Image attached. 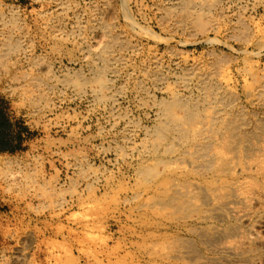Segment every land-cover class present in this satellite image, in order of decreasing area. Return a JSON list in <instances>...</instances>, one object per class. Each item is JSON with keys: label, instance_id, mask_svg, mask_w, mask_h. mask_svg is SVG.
Segmentation results:
<instances>
[{"label": "rangeland", "instance_id": "rangeland-1", "mask_svg": "<svg viewBox=\"0 0 264 264\" xmlns=\"http://www.w3.org/2000/svg\"><path fill=\"white\" fill-rule=\"evenodd\" d=\"M0 107V264H264V0H0Z\"/></svg>", "mask_w": 264, "mask_h": 264}, {"label": "bare ground", "instance_id": "bare-ground-1", "mask_svg": "<svg viewBox=\"0 0 264 264\" xmlns=\"http://www.w3.org/2000/svg\"><path fill=\"white\" fill-rule=\"evenodd\" d=\"M103 53H105V52H103ZM104 56V55H103ZM102 56V57H103ZM189 74H190V72H189ZM204 78V77H203ZM203 81V80H202ZM204 83H206V82H204ZM211 112V111H210ZM209 112V113H210ZM208 114V113H207ZM208 115H210V114H208ZM207 116V115H206ZM170 117V116H169ZM169 117H168V119H169ZM208 117H210V119H213V117L212 116H208ZM207 117V118H208ZM170 118H172V117H170ZM167 119V120H168ZM170 121H172V119H169ZM175 121V120H174ZM202 121L203 120H201V123H202ZM205 121V120H204ZM203 121V122H204ZM176 122H178L177 120H176ZM210 122V121H209ZM205 123H206V121L204 122V123H202L201 124V126L202 127H204L205 126ZM198 124H200L199 123V121H198ZM198 124H197V121H196V124H193L192 126L194 127V130L192 129L193 127L191 126V130H193L192 132H194L195 133V127L196 126H194V125H197V128H198ZM208 124V123H207ZM210 125V123L208 124V126ZM200 126V127H201ZM201 127V129H203ZM196 128V129H197ZM199 131V130H198ZM197 131V132H198ZM201 131V130H200ZM204 132V131H203ZM193 135H195V134H193ZM198 150H200V148L198 149ZM197 150V151H198ZM216 152L215 153H218L219 151H217V150H215ZM199 153V152H198ZM203 153V152H202ZM200 154V153H199ZM198 154V155H199ZM203 155H206V153H203ZM201 156V155H200ZM264 162V155H262V156H260L258 159H257V163L259 164H262ZM254 163H256V162H254ZM254 163H252L253 164V166L255 167V165H254ZM256 163V164H257ZM257 164V165H258ZM264 164V163H263ZM250 166H252L251 164H250ZM259 166V165H258ZM257 167V166H256ZM259 168V167H258ZM251 182L249 181V180H244V181H241L238 185H237V187H236V185L234 186V187H236L235 188V191H237V192H235L236 194H237V199H244V201L246 202L247 200L248 201H250L251 200V197L252 196H250V191H252V189L253 188H251L252 187V185L250 184ZM250 193V194H249ZM250 199V200H249ZM247 201V202H248ZM229 203V210H230V212H232V213H236V214H239L240 216H244L245 215V211L244 210H242V208L240 209V208H238L235 204L233 205V202L231 201V202H228ZM261 227V226H260ZM256 229V225H253L252 226V228H251V232H253V230H255ZM255 233V232H254Z\"/></svg>", "mask_w": 264, "mask_h": 264}, {"label": "trees", "instance_id": "trees-1", "mask_svg": "<svg viewBox=\"0 0 264 264\" xmlns=\"http://www.w3.org/2000/svg\"><path fill=\"white\" fill-rule=\"evenodd\" d=\"M10 125V120L8 115L6 114L5 110L0 107V151L2 150H9L14 151L19 148V142L14 144L9 135L5 134V129ZM28 129L27 127H24ZM22 136H18L17 139L20 140Z\"/></svg>", "mask_w": 264, "mask_h": 264}]
</instances>
